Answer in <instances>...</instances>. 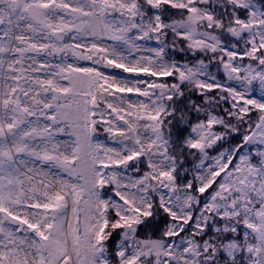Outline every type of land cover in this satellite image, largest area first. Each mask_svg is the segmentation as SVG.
Here are the masks:
<instances>
[{"label":"snow or ice","instance_id":"snow-or-ice-1","mask_svg":"<svg viewBox=\"0 0 264 264\" xmlns=\"http://www.w3.org/2000/svg\"><path fill=\"white\" fill-rule=\"evenodd\" d=\"M0 264H264V0H0Z\"/></svg>","mask_w":264,"mask_h":264}]
</instances>
